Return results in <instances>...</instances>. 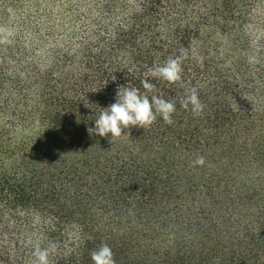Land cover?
<instances>
[{
    "label": "trees",
    "instance_id": "1",
    "mask_svg": "<svg viewBox=\"0 0 264 264\" xmlns=\"http://www.w3.org/2000/svg\"><path fill=\"white\" fill-rule=\"evenodd\" d=\"M27 2L0 0V264H264V0H77L43 30ZM118 86L172 123L90 134Z\"/></svg>",
    "mask_w": 264,
    "mask_h": 264
},
{
    "label": "clouds",
    "instance_id": "2",
    "mask_svg": "<svg viewBox=\"0 0 264 264\" xmlns=\"http://www.w3.org/2000/svg\"><path fill=\"white\" fill-rule=\"evenodd\" d=\"M10 35L11 33H6ZM184 50L181 49V56ZM180 56L168 58L163 64L154 65L148 68L147 72L150 77L159 78L167 82H175L180 79ZM143 87L150 89L151 84L147 80L143 81ZM183 106H192L194 112H198L203 108L195 90L189 91L184 100ZM175 110V104L172 100L153 95L150 99L146 94H142L135 87L118 86L115 92L114 102L107 107H102L98 116L94 119V125L88 128L90 134H97L100 137L110 135L118 137L123 129L129 126L147 127L157 115H159L165 123H172L171 114ZM195 163H203V158H198ZM55 245L50 244L47 248L37 246L34 249L33 264H49V254L54 250ZM93 264H114L112 253L107 245H101L98 249L91 253Z\"/></svg>",
    "mask_w": 264,
    "mask_h": 264
},
{
    "label": "rangeland",
    "instance_id": "3",
    "mask_svg": "<svg viewBox=\"0 0 264 264\" xmlns=\"http://www.w3.org/2000/svg\"><path fill=\"white\" fill-rule=\"evenodd\" d=\"M28 0V2L23 7L24 11H29L33 15L32 24L39 25L43 23L42 30L48 24H54V21L57 24L58 28H61V21L63 18V14H65L67 8L73 7L78 8L77 0ZM36 5V6H34ZM20 11V14L24 12ZM68 20V18H67ZM16 29L18 25L14 26ZM34 29L25 30L26 39H30L33 37Z\"/></svg>",
    "mask_w": 264,
    "mask_h": 264
}]
</instances>
